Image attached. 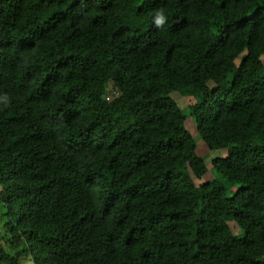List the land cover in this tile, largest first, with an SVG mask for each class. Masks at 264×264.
<instances>
[{
    "label": "trees",
    "instance_id": "16d2710c",
    "mask_svg": "<svg viewBox=\"0 0 264 264\" xmlns=\"http://www.w3.org/2000/svg\"><path fill=\"white\" fill-rule=\"evenodd\" d=\"M263 54L264 0H0V264H264Z\"/></svg>",
    "mask_w": 264,
    "mask_h": 264
},
{
    "label": "rangeland",
    "instance_id": "374dc122",
    "mask_svg": "<svg viewBox=\"0 0 264 264\" xmlns=\"http://www.w3.org/2000/svg\"><path fill=\"white\" fill-rule=\"evenodd\" d=\"M261 59H262V62L264 63V54L261 56ZM235 61L237 63L239 61V57ZM172 96H173V98L176 99V101L178 102L180 107L186 108V105H187L188 101L190 100V98L185 97V96H181L179 92H173ZM184 113L186 115L185 126L191 132V134L194 136V138L196 140V144H197V153L199 155H201L202 157H204L205 163L207 165V172L201 178L196 179L197 184L203 183V182L208 181V180H212L214 178H219L221 180V182L223 183V185L225 186V188L227 190V194L231 195L237 189L238 186L236 184H232V183L228 182L223 177H220V175L212 168V165H211V161L213 158L220 157V156H222V157L226 156V153H227L226 149H209L206 146V144L204 143V141L200 138L198 133L196 132L194 119L189 114L188 109H185ZM1 213H2V210L0 211V214ZM2 221H3V219L0 216V227L3 225ZM229 224H230L232 231L235 234H241L242 233V230L240 229V227H238V225L235 224L234 221H230ZM10 252L14 253V250H12ZM20 264H32V261L28 257H22V259H20Z\"/></svg>",
    "mask_w": 264,
    "mask_h": 264
},
{
    "label": "clouds",
    "instance_id": "9594fccd",
    "mask_svg": "<svg viewBox=\"0 0 264 264\" xmlns=\"http://www.w3.org/2000/svg\"><path fill=\"white\" fill-rule=\"evenodd\" d=\"M154 19H155V23H156L157 26L162 25L164 23V20H165L163 11L162 10L157 11L156 16H155ZM5 99H7V97H5Z\"/></svg>",
    "mask_w": 264,
    "mask_h": 264
}]
</instances>
